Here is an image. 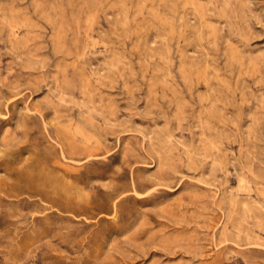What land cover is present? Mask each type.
Segmentation results:
<instances>
[{"label":"rangeland","instance_id":"1","mask_svg":"<svg viewBox=\"0 0 264 264\" xmlns=\"http://www.w3.org/2000/svg\"><path fill=\"white\" fill-rule=\"evenodd\" d=\"M0 264H264V0H0Z\"/></svg>","mask_w":264,"mask_h":264},{"label":"bare ground","instance_id":"2","mask_svg":"<svg viewBox=\"0 0 264 264\" xmlns=\"http://www.w3.org/2000/svg\"><path fill=\"white\" fill-rule=\"evenodd\" d=\"M150 193V192H149ZM117 204V203H116ZM256 241V240H255Z\"/></svg>","mask_w":264,"mask_h":264}]
</instances>
